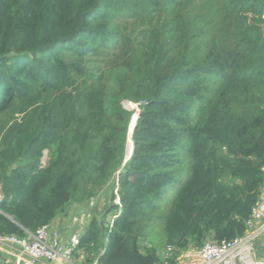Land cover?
Listing matches in <instances>:
<instances>
[{"label":"trees","instance_id":"trees-1","mask_svg":"<svg viewBox=\"0 0 264 264\" xmlns=\"http://www.w3.org/2000/svg\"><path fill=\"white\" fill-rule=\"evenodd\" d=\"M263 184L264 0H0V233L108 188L84 264L163 263L141 237L165 206L178 264L242 236Z\"/></svg>","mask_w":264,"mask_h":264},{"label":"built area","instance_id":"built-area-1","mask_svg":"<svg viewBox=\"0 0 264 264\" xmlns=\"http://www.w3.org/2000/svg\"><path fill=\"white\" fill-rule=\"evenodd\" d=\"M4 194L0 190V201ZM115 202L120 203L117 195ZM74 230L67 240H62L57 230L59 218L40 226L35 232L21 237L0 233V252L12 256V264H78L76 255L90 215L75 214L72 217ZM114 217L109 224L112 228ZM264 233V199L260 197L246 222V232L231 241H206L203 245L188 246L177 257L178 264H264L255 248V240ZM174 246L168 245L163 263L170 264ZM91 264H99L95 260Z\"/></svg>","mask_w":264,"mask_h":264},{"label":"rangeland","instance_id":"rangeland-1","mask_svg":"<svg viewBox=\"0 0 264 264\" xmlns=\"http://www.w3.org/2000/svg\"><path fill=\"white\" fill-rule=\"evenodd\" d=\"M138 4H136L135 6H133V9L137 6ZM129 22H123V27L125 28L126 31L129 30V28H126L127 25H129ZM124 106L125 107H129L128 109L132 110L134 108H139L138 107V103L132 102V101H124ZM136 106V107H135ZM18 106H16L14 109H12L9 113L10 114H6L5 116H3L4 118L8 119L12 113V120L13 121V117H21V113H15L16 109ZM14 114H16L14 116ZM130 140V139H129ZM131 141V140H130ZM130 142L128 143V148ZM129 159V158H127ZM48 160V150L44 151V155L42 157V163L43 165H45L47 163ZM98 196L92 197L90 202H88V206H86L85 208H88L85 210V213H88L89 215L93 214V212L95 211L94 208H96V206H99V208L101 209L102 207H107L108 206V199L110 198V191L108 190V188H104V190L102 189L100 193L97 194ZM96 198H98L96 200ZM116 200V198H115ZM167 207L165 206V209L162 210L161 212H159V214H157L152 222V224L147 227L148 229H146V231L144 232L143 236L141 237V244L142 247H147V246H154L157 248L158 253L161 255L162 258H165V255L168 252V245L165 242V234H164V216L165 213L167 212ZM79 213V211L77 212ZM84 263V262H83ZM80 262V264H83Z\"/></svg>","mask_w":264,"mask_h":264},{"label":"crops","instance_id":"crops-1","mask_svg":"<svg viewBox=\"0 0 264 264\" xmlns=\"http://www.w3.org/2000/svg\"><path fill=\"white\" fill-rule=\"evenodd\" d=\"M261 198L264 199V184L262 186ZM80 208L81 207H76V205L70 207L68 215L58 217L60 220L58 221L57 230L62 240H67L72 234L74 225L71 217L77 214L75 212L81 210ZM255 248L258 256L264 258V233L255 240ZM76 259L78 264H80V262L83 263L85 260L81 252L77 253ZM0 264H12V256L5 252H0Z\"/></svg>","mask_w":264,"mask_h":264},{"label":"water","instance_id":"water-1","mask_svg":"<svg viewBox=\"0 0 264 264\" xmlns=\"http://www.w3.org/2000/svg\"><path fill=\"white\" fill-rule=\"evenodd\" d=\"M126 108H129V107H126ZM137 115L138 114H136L135 116H134V119H133V122H132V125L134 126L135 125V121H136V118H137ZM132 133H133V127L130 129V140H132ZM133 148H134V144H133V141H132V148L129 150L128 149V156H127V158H130V156H131V154L133 153Z\"/></svg>","mask_w":264,"mask_h":264}]
</instances>
